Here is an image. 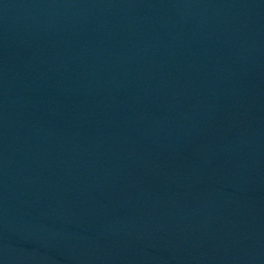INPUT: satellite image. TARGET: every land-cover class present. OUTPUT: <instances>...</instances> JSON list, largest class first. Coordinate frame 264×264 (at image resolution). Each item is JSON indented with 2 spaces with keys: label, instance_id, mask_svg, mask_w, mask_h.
I'll use <instances>...</instances> for the list:
<instances>
[{
  "label": "water",
  "instance_id": "obj_1",
  "mask_svg": "<svg viewBox=\"0 0 264 264\" xmlns=\"http://www.w3.org/2000/svg\"><path fill=\"white\" fill-rule=\"evenodd\" d=\"M0 264H264V0H0Z\"/></svg>",
  "mask_w": 264,
  "mask_h": 264
}]
</instances>
